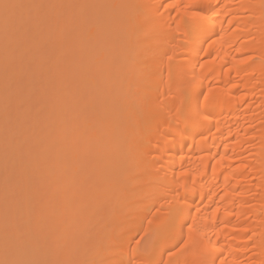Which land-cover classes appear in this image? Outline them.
Instances as JSON below:
<instances>
[{"label": "bare ground", "instance_id": "6f19581e", "mask_svg": "<svg viewBox=\"0 0 264 264\" xmlns=\"http://www.w3.org/2000/svg\"><path fill=\"white\" fill-rule=\"evenodd\" d=\"M14 2L108 7L23 10L37 22L7 41L0 13V260L168 261L194 219L176 264H264V0H195L206 11L185 20L208 55L173 40L177 9L160 7L188 0ZM50 76L65 87L41 103L33 92ZM193 77L217 97L198 125L177 118L172 101ZM82 95L88 134L73 111ZM53 126L72 142L51 167Z\"/></svg>", "mask_w": 264, "mask_h": 264}, {"label": "snow or ice", "instance_id": "6c2138e0", "mask_svg": "<svg viewBox=\"0 0 264 264\" xmlns=\"http://www.w3.org/2000/svg\"><path fill=\"white\" fill-rule=\"evenodd\" d=\"M44 7H81V8H101L108 7L106 5H42V4H23L14 2V0H0V13L3 16L5 39L7 41L8 37L15 33L20 35L22 32L30 33L32 31V26L37 22L36 18H33L31 15L25 17L23 15V10H32ZM160 7L175 8L177 9L176 16L177 22L175 25V32L178 35L173 36V40H180L184 42L185 47L191 46L193 51L205 52V55L208 53L203 48V43H200L199 38L193 34L192 20H185V17H197L206 11L201 5L195 2V0H188V3H176L168 4L167 6L161 5ZM158 14L159 9L156 10ZM202 19L204 17H201ZM84 23L89 26L98 27L101 21L95 17H89L84 20ZM144 25L151 23L149 17H145L142 22ZM183 26V30L182 29ZM84 46L91 45L92 41L90 39H85L82 41ZM207 43V41H204ZM197 44H199V49L197 51ZM211 47V44H209ZM167 55V54H166ZM174 55V54H173ZM173 55H167L168 60L173 59ZM31 63V62H30ZM203 67V65H201ZM79 87V85H76ZM65 85L64 81L56 76H50L47 86L43 89H36L33 92V95H41L42 101L44 97H48L50 94L53 98L57 97L60 92L63 91ZM199 85L195 77L185 81L180 87H178L176 94L172 97L173 104L175 105V114L177 118H184L187 123L192 125H198L201 120H207L211 115V109L217 101V97L214 95V90L210 87L205 93L204 91L198 90ZM34 110L37 111L38 115H43L45 119H49V114L47 112V105L41 107V104L33 105ZM73 111L76 113V119L82 120L84 122V133L88 134L96 131L95 126L87 127L89 121L88 114V104L87 97L82 95L77 101L76 105L73 108ZM52 115L55 116V108L53 107ZM105 119H107L105 117ZM111 128V123L106 125ZM210 131V129H209ZM72 142V136L66 128L63 126L56 127L53 126L52 132L47 137V149H46V158L44 163L51 167L55 166L57 159V148L60 145H66ZM91 182V178H87ZM178 194V193H177ZM35 223L39 226L43 221L42 209L37 208L35 213ZM151 223V221H149ZM187 227L188 234L187 238L184 237L183 228ZM195 231V220L193 219L190 224H181L180 225V238L174 245L176 251L169 250V260L164 261L161 259L159 262L156 261H145L142 264H176L175 261H172V256H175L177 252L183 251L190 244L193 243V232ZM143 237H140L136 240V244H140V240ZM15 243L17 245L23 246L28 242V235L23 231L19 232L14 237ZM8 241L6 239V248ZM139 259V257H137ZM0 264H88V262H78L72 260H62V261H44V260H34V259H8L5 258L0 260ZM131 264V261H129Z\"/></svg>", "mask_w": 264, "mask_h": 264}]
</instances>
